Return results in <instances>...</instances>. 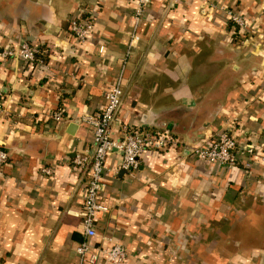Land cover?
<instances>
[{
  "label": "crops",
  "instance_id": "1",
  "mask_svg": "<svg viewBox=\"0 0 264 264\" xmlns=\"http://www.w3.org/2000/svg\"><path fill=\"white\" fill-rule=\"evenodd\" d=\"M213 1L252 29L233 26L206 0H152L137 27L111 136L123 137V126L167 128L179 142L146 151L131 171L118 151L105 160L107 210L95 213V240L121 243L123 264H264V0ZM134 7L135 0H0V51L25 41L44 64L0 53V148L8 155L0 166V264L76 263L88 175L73 158L91 155L94 144L81 116L105 104ZM83 9L92 11L93 29L76 43L70 20ZM58 108L62 121L49 116ZM229 119L248 168L217 169L187 149Z\"/></svg>",
  "mask_w": 264,
  "mask_h": 264
},
{
  "label": "built area",
  "instance_id": "2",
  "mask_svg": "<svg viewBox=\"0 0 264 264\" xmlns=\"http://www.w3.org/2000/svg\"><path fill=\"white\" fill-rule=\"evenodd\" d=\"M152 0H135L132 11V30L129 33V43L121 59V66L113 84L104 92L105 104L97 112L83 114L81 120L93 127V150L91 155L78 154L73 158V163L78 168L86 171L88 178L84 190L83 207L81 213V240L75 245V264H97L100 259H105L114 264H123L127 259L126 248L118 242H113L111 237H105L108 244L97 243V231L94 225L95 213L106 211L107 206L100 200L104 187L105 160L108 154L115 150L121 153V168L127 171L138 167L140 159L148 150L163 151L173 148L178 144L174 133L167 128L140 129L123 126V137L114 139L111 136L112 125L122 106V80L123 73L132 53V48L138 39L137 27L141 23L143 14ZM207 6L214 11H222L227 15L233 26L249 31L252 25L245 17L236 11L228 9L223 1L206 0ZM93 13L88 9L81 10L70 20V34L76 43L85 42L93 29ZM103 46L99 47V52ZM41 51L37 46L27 42H18L9 45L0 51L3 58H17L26 64L44 67L38 58ZM3 94L0 91V112L3 111ZM54 121H62V109H56L50 115ZM236 121L229 119L208 140H202L187 145L189 152L199 160L215 166L217 169H229L235 166L248 168L250 162L240 156L236 135ZM248 153L253 154V149L248 147ZM8 159L6 151L0 148V166ZM42 172L50 174L48 167H43Z\"/></svg>",
  "mask_w": 264,
  "mask_h": 264
},
{
  "label": "trees",
  "instance_id": "3",
  "mask_svg": "<svg viewBox=\"0 0 264 264\" xmlns=\"http://www.w3.org/2000/svg\"><path fill=\"white\" fill-rule=\"evenodd\" d=\"M240 34H242L239 30L236 31V33L234 35L239 36ZM237 39V38H236Z\"/></svg>",
  "mask_w": 264,
  "mask_h": 264
},
{
  "label": "rangeland",
  "instance_id": "4",
  "mask_svg": "<svg viewBox=\"0 0 264 264\" xmlns=\"http://www.w3.org/2000/svg\"><path fill=\"white\" fill-rule=\"evenodd\" d=\"M213 166V165H212ZM214 168H216L215 166H213Z\"/></svg>",
  "mask_w": 264,
  "mask_h": 264
}]
</instances>
